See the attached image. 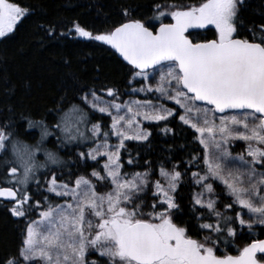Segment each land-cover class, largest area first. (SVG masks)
<instances>
[{
    "label": "snow or ice",
    "instance_id": "snow-or-ice-1",
    "mask_svg": "<svg viewBox=\"0 0 264 264\" xmlns=\"http://www.w3.org/2000/svg\"><path fill=\"white\" fill-rule=\"evenodd\" d=\"M247 6V0L154 3L151 15L136 18L137 9L124 4L121 19L104 31L78 20L63 31L37 25L52 41L108 46L122 58L127 85L124 93L97 89L69 74L72 83L64 82L44 113L53 122L19 114L26 132L40 131L33 146L19 140L12 115L0 121V198L23 222L17 252L0 264H264V239L237 255L227 251L256 229L264 234V23L247 24ZM36 10L0 0V40ZM208 31L213 38L202 36ZM125 94L129 99L121 100ZM138 94L144 98H133ZM96 113L101 122L92 121ZM104 116L110 124L102 123ZM176 120L197 145L189 159L141 165L126 142L150 144L151 126L164 122L160 130L168 134ZM236 141L245 142V154L233 155ZM61 149L76 159L63 160ZM81 164L91 171L82 174ZM189 172L199 191L185 212L178 193ZM222 198L230 200L224 211Z\"/></svg>",
    "mask_w": 264,
    "mask_h": 264
},
{
    "label": "trees",
    "instance_id": "trees-1",
    "mask_svg": "<svg viewBox=\"0 0 264 264\" xmlns=\"http://www.w3.org/2000/svg\"><path fill=\"white\" fill-rule=\"evenodd\" d=\"M16 2L37 10L18 24L10 38L0 40V121L12 115V119L16 121L19 140L33 146L39 140L40 131L34 128L26 132V121L20 120L19 114L30 113L32 119L40 120L44 117L46 109L52 108L55 99L62 94L66 86L64 82L72 83L71 76L78 77L80 81L94 85L97 89L105 86L115 87L121 93H124L127 85V73L123 62L108 46L98 47L94 42L83 39L52 41L37 25L57 24L58 31H63L65 24L70 27L71 21L78 20L89 29L104 31L110 29L113 22L121 19V6L124 4H131L136 8V18H141L145 13L152 14L149 5L154 3L166 5L175 2L187 5L198 3L199 0H16ZM247 4V8L242 12L245 22L264 23V16L260 15L264 13V0H247ZM202 36L207 39L213 38L211 31L203 32ZM65 60L68 61L67 64ZM26 83L30 84V87H25ZM100 95L109 98L104 93ZM69 96H72L71 91ZM127 96L129 94L122 95L121 100H125ZM168 105L174 106L171 102H168ZM9 106L12 113L8 111ZM102 115L94 114L92 121H99L98 117ZM44 118L46 123L53 122L52 113H48ZM102 123L110 124V118L104 116ZM163 124L164 122H161L160 127L149 128L152 132L150 144L126 142L132 156L139 159L141 165H144L145 160L155 164L167 157H171L172 163L181 164V161L189 159V153L197 147L187 126H182L178 120L173 121L168 124L173 132L165 134L160 130ZM144 126L149 127L148 122ZM46 146L50 150H55V138H49ZM245 146V142L236 141L232 149L242 153ZM60 156L66 161L76 159L74 153L68 149H61ZM167 166L171 168V164ZM129 168L131 169V166ZM135 170L144 169L140 167ZM179 170L183 171L184 165ZM90 171V168L81 164L82 174ZM192 171L198 169L192 168ZM4 175V170L0 169V177ZM190 175L189 172L178 193V202L185 212L189 207L192 193L197 189L190 183ZM153 179H159V176H154ZM100 191L104 192L107 189L102 188ZM217 191H220V187H217ZM34 199H41V196L36 195ZM229 202L230 200L222 198L220 210L224 211L223 205ZM11 206L10 203L0 200V259L15 254L21 241L23 222L11 215L8 211ZM35 217L33 214L32 219ZM256 233L254 236L238 239L236 244L227 249L228 253H237L249 240L263 236L259 229H256Z\"/></svg>",
    "mask_w": 264,
    "mask_h": 264
},
{
    "label": "rangeland",
    "instance_id": "rangeland-1",
    "mask_svg": "<svg viewBox=\"0 0 264 264\" xmlns=\"http://www.w3.org/2000/svg\"><path fill=\"white\" fill-rule=\"evenodd\" d=\"M138 86V85H137ZM104 99H109V98H105V97H103ZM133 98H137V99H143L144 98V96H143V94H138V95H136V96H134ZM129 99V96H127L126 98H125V100H128ZM169 106V105H168ZM169 107H171V106H169ZM72 119V114L70 113L69 114V120H71ZM93 122H99V121H93ZM146 123V122H145ZM91 125H89V127H90ZM116 142V139H115V137H112V139H111V141H110V143H115ZM35 145V144H34ZM29 146H31V145H29ZM246 147H247V145L245 146V149L243 150V152L242 153H240V152H236V151H234L233 149H232V152H233V155H237V154H245L246 153ZM42 158V157H41ZM195 191H199V189L197 188ZM194 191V192H195ZM33 219H38V217L36 216L35 218H33Z\"/></svg>",
    "mask_w": 264,
    "mask_h": 264
},
{
    "label": "water",
    "instance_id": "water-1",
    "mask_svg": "<svg viewBox=\"0 0 264 264\" xmlns=\"http://www.w3.org/2000/svg\"><path fill=\"white\" fill-rule=\"evenodd\" d=\"M211 39V38H210ZM113 52H114V50H112ZM115 53V52H114ZM116 54V53H115ZM117 56H118V54H116ZM119 57V56H118ZM120 58V57H119ZM121 60H122V58H120ZM0 199H2V200H4V201H6L4 198H0ZM260 239H264V237H262V238H260ZM250 243V242H249ZM231 255H237V254H231Z\"/></svg>",
    "mask_w": 264,
    "mask_h": 264
}]
</instances>
